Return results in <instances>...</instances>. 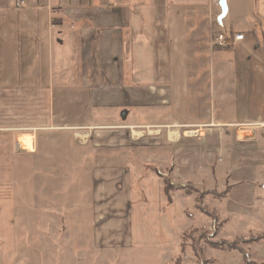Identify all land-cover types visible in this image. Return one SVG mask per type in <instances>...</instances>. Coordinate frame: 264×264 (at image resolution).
<instances>
[{"label": "crops", "instance_id": "1", "mask_svg": "<svg viewBox=\"0 0 264 264\" xmlns=\"http://www.w3.org/2000/svg\"><path fill=\"white\" fill-rule=\"evenodd\" d=\"M226 5L219 26L218 0H0V174L13 169L19 150L33 153L37 132L89 148L96 264L131 250L168 262L183 237L184 200L165 195L155 170L174 184L213 190L215 155L226 150L218 188H229L236 212L264 205L253 197L254 182L264 180V98L254 106L248 92L264 81V0ZM220 34L243 36L235 45L245 55L239 78L234 61H223L230 51L216 49ZM249 66L262 72L255 82ZM214 93L223 95L218 125ZM252 122L262 138L238 139L237 127ZM210 124L220 128L203 130ZM191 132L202 136L186 137Z\"/></svg>", "mask_w": 264, "mask_h": 264}, {"label": "rangeland", "instance_id": "2", "mask_svg": "<svg viewBox=\"0 0 264 264\" xmlns=\"http://www.w3.org/2000/svg\"><path fill=\"white\" fill-rule=\"evenodd\" d=\"M211 39L213 42L214 36ZM239 47L240 45H234L224 48L230 51V56L223 60L224 63L234 61L237 78L239 72L243 71L238 57H245L239 52ZM216 49L220 50L218 46ZM247 59L249 63L251 59L255 60L250 54ZM215 69V76L222 77L224 70L219 71L218 67ZM247 69L249 80L255 82L257 70L250 66ZM263 83L264 81L259 84L249 83L248 92L254 106L257 98H264ZM230 87L232 102H237L238 82ZM214 94V108H217L214 120L218 125L225 121L218 113L221 108L218 101L223 95ZM261 105L263 108V101ZM234 107L236 106L232 104V112ZM252 119L256 121L255 117ZM213 126L216 125H207L203 130L212 129ZM257 128L254 122L238 126L237 130L241 132L237 133V138L259 140L262 135L259 136ZM189 131H197V128L187 129ZM191 133L185 136L190 139L202 136V133H197L196 136ZM221 135L223 133H219ZM33 143V153L19 150L23 155L16 157L13 169L0 174V264H96L100 255H95L90 241L92 164L89 148L76 147L67 135L59 132H37ZM221 151L215 155L214 163L220 169L218 174H213L216 180L213 190L206 189L207 186H202V183L199 190H196L191 180L184 181L181 178L179 185H175L168 174L162 173L167 175L166 178L163 177L162 184L167 183L169 197L175 192L184 200L183 237L174 246L166 264H264V205L253 203L244 205L241 212L235 211L233 202L228 197L229 188H218L224 183L222 153L225 154L226 150ZM249 173H253L250 168ZM262 185L264 180L254 182L253 187L258 192L253 197L264 204ZM206 192H213L214 196L201 197V208H197L196 199L199 194ZM141 252L131 250L132 256L118 254L119 258L114 264H157V260L153 262L150 257L147 258L146 255H151V252ZM138 254L145 255V258ZM106 263L103 261L100 264Z\"/></svg>", "mask_w": 264, "mask_h": 264}, {"label": "built area", "instance_id": "3", "mask_svg": "<svg viewBox=\"0 0 264 264\" xmlns=\"http://www.w3.org/2000/svg\"><path fill=\"white\" fill-rule=\"evenodd\" d=\"M17 7L23 8L24 3L19 2L17 4ZM242 40H243L242 35H235L232 37V40H230L226 36L220 34L216 37L215 42H216V45L220 48H229V47L236 45L237 43H240Z\"/></svg>", "mask_w": 264, "mask_h": 264}, {"label": "water", "instance_id": "4", "mask_svg": "<svg viewBox=\"0 0 264 264\" xmlns=\"http://www.w3.org/2000/svg\"><path fill=\"white\" fill-rule=\"evenodd\" d=\"M218 7L220 10V14L217 16L216 22L219 26H222V21L224 20L227 14L226 0H218Z\"/></svg>", "mask_w": 264, "mask_h": 264}, {"label": "trees", "instance_id": "5", "mask_svg": "<svg viewBox=\"0 0 264 264\" xmlns=\"http://www.w3.org/2000/svg\"><path fill=\"white\" fill-rule=\"evenodd\" d=\"M156 171V173L163 179V177H165L163 174H161L160 172H158L157 170H155ZM169 171H170V169H169ZM166 178V177H165ZM163 190H164V193H165V195L166 196H169V193H168V190H166V186H167V183H163ZM228 192V189H226V193ZM200 196H199V198L198 199H196V203H197V208H201V206H200V201L202 200V198L201 197H204V196H207V195H212V196H214V193L213 192H206V193H202V194H199ZM219 197H221V195H218Z\"/></svg>", "mask_w": 264, "mask_h": 264}, {"label": "bare ground", "instance_id": "6", "mask_svg": "<svg viewBox=\"0 0 264 264\" xmlns=\"http://www.w3.org/2000/svg\"><path fill=\"white\" fill-rule=\"evenodd\" d=\"M191 135V134H190ZM27 151H29V148H25Z\"/></svg>", "mask_w": 264, "mask_h": 264}]
</instances>
